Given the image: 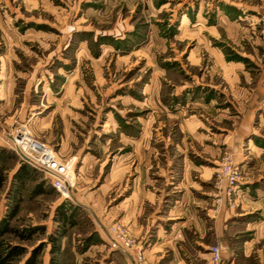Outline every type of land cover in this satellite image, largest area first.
<instances>
[{"label":"rangeland","instance_id":"rangeland-1","mask_svg":"<svg viewBox=\"0 0 264 264\" xmlns=\"http://www.w3.org/2000/svg\"><path fill=\"white\" fill-rule=\"evenodd\" d=\"M19 124L76 158L70 198L35 168L19 178L5 140ZM227 154L240 191L216 211ZM140 166L166 204L186 172L209 198L196 210L205 232L187 213L182 237L203 245L151 264H208L214 243L219 264H264V218L249 203L264 191V0H0V264H126L104 228L135 209ZM153 207L137 214L174 225Z\"/></svg>","mask_w":264,"mask_h":264},{"label":"crops","instance_id":"crops-1","mask_svg":"<svg viewBox=\"0 0 264 264\" xmlns=\"http://www.w3.org/2000/svg\"><path fill=\"white\" fill-rule=\"evenodd\" d=\"M140 168L141 171L138 172L137 176L133 178L129 195H133L134 198L136 197L135 195H137V197L133 199L136 207L135 209H130L128 212L124 210V212L120 214L119 218L121 221H124L125 224H127L129 230L137 238L138 245L143 249L145 262L141 264H151L153 263L154 259L158 261L163 256L162 250H166V248H177L183 250L186 248L187 244L189 247H192V245H203L204 242L202 241L191 240V242H189V240H185L184 238H182L185 231L184 223L186 222L185 215L187 213H192L190 218L195 222V224H193L195 227V231L197 229V231L199 232H205V224L202 223V218L197 214V206H206L209 203V198L202 197L201 194L204 193L205 195H207L208 191L202 192L200 180L198 182L193 180L192 178H189V175L186 172L183 176V179L181 181H178L177 185L174 184L173 186V188L178 189V192H182V194L178 198L175 197L170 205L166 204L168 203V200L165 199L169 195V192L163 193V190L157 192L158 189L151 186L148 172L149 166H146L145 168L140 166ZM196 170L202 171L201 166L194 165L193 167H191V171ZM258 190L263 192V197L259 196L258 198H256V201H249V203H256L257 208H260L259 215L264 218V191L261 189ZM146 205L155 206L153 208L155 209V212H158L156 218H158L159 220H174V225L166 228L163 223H160V221L153 220L151 222L149 218L152 216L151 214L148 215L145 220H142V213H137H139V211ZM164 213L166 215H164ZM186 218H189V215H187ZM179 219L183 220L179 221ZM154 221L156 222L155 226H153ZM260 222H263L264 225V219H260ZM214 237V240L216 242L222 244V238H220L218 235V225H216V223L214 228ZM183 254L184 253H182V255ZM133 255L134 254L132 252L131 257ZM122 257L126 264H132L130 257ZM172 258H174V255L172 256ZM186 262L187 261H184L183 257H179L176 260V264H188ZM173 263L175 264V262Z\"/></svg>","mask_w":264,"mask_h":264},{"label":"built area","instance_id":"built-area-1","mask_svg":"<svg viewBox=\"0 0 264 264\" xmlns=\"http://www.w3.org/2000/svg\"><path fill=\"white\" fill-rule=\"evenodd\" d=\"M8 147L19 161L42 172L47 183L64 198H70L77 181L75 173V157L62 159L50 146L34 138L25 124H19L8 131L5 136ZM241 173L231 155L223 156L216 173V189L214 210L221 204H234L239 194ZM105 240L110 250L130 257L132 264L145 262L143 249L138 245L127 225L118 221L109 223L104 228ZM133 256L131 257V253ZM209 263L219 264L220 248L217 243L209 246Z\"/></svg>","mask_w":264,"mask_h":264},{"label":"trees","instance_id":"trees-1","mask_svg":"<svg viewBox=\"0 0 264 264\" xmlns=\"http://www.w3.org/2000/svg\"><path fill=\"white\" fill-rule=\"evenodd\" d=\"M30 166H28L27 164H25L24 162H21L20 161V165H19V167H18V169H17V172H18V176H19V178H22V177H24V175H26L25 173V170H28V168H29ZM44 177V176H43ZM45 179V178H44ZM46 180V179H45ZM47 181V180H46ZM50 186V185H49ZM51 187V186H50ZM52 188V187H51ZM18 197H19V195H18ZM19 204H20V201H19V198H18V201L15 203V206H14V212L13 213H16V211H17V209H18V207H19ZM63 222L65 223V224H67V223H69L70 222V220H69V217H65V216H63Z\"/></svg>","mask_w":264,"mask_h":264}]
</instances>
